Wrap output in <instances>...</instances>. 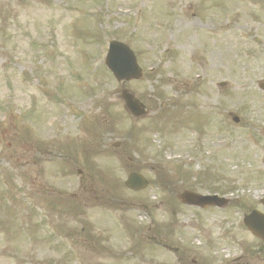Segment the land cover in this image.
Masks as SVG:
<instances>
[{"label": "rangeland", "instance_id": "rangeland-1", "mask_svg": "<svg viewBox=\"0 0 264 264\" xmlns=\"http://www.w3.org/2000/svg\"><path fill=\"white\" fill-rule=\"evenodd\" d=\"M114 38L134 48L142 80L123 85L107 71ZM260 82L264 0H0V226H12L0 232V264H179L162 245L176 248L181 239L168 242L160 223L176 218L180 234L197 246L204 240L190 236L196 210L181 206L171 216L160 202L152 184L158 164L202 173L205 183L220 179L198 191L228 185L233 198L244 195L247 207L264 211L254 199L264 196ZM123 88L150 113L128 114ZM133 168L151 181L143 192L124 186ZM78 170L89 176L79 192ZM112 180L121 206L113 203L117 188L113 201L106 197ZM75 192L100 197L85 209L89 198L74 200ZM244 210L199 212L214 231L232 230L213 237L231 244L213 249L216 264L233 253L264 264V244L244 229ZM134 233L147 240L140 251Z\"/></svg>", "mask_w": 264, "mask_h": 264}, {"label": "water", "instance_id": "water-1", "mask_svg": "<svg viewBox=\"0 0 264 264\" xmlns=\"http://www.w3.org/2000/svg\"><path fill=\"white\" fill-rule=\"evenodd\" d=\"M133 56L130 50L123 44L117 42H111V48L109 51V65L114 70L117 76H121L123 69L121 63L131 66L129 68L130 73L133 72L134 66L132 65ZM136 73H132L129 77L136 76ZM134 102L132 96L128 99V103L132 104ZM130 104L128 106H130ZM146 181L140 176L132 174L130 175L127 185L133 188H138L145 184ZM259 234V233H258ZM263 237V235H261Z\"/></svg>", "mask_w": 264, "mask_h": 264}]
</instances>
